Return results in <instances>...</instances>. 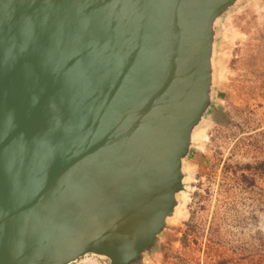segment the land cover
I'll use <instances>...</instances> for the list:
<instances>
[{
    "label": "water",
    "instance_id": "1",
    "mask_svg": "<svg viewBox=\"0 0 264 264\" xmlns=\"http://www.w3.org/2000/svg\"><path fill=\"white\" fill-rule=\"evenodd\" d=\"M220 1L0 0V264H122L149 244Z\"/></svg>",
    "mask_w": 264,
    "mask_h": 264
},
{
    "label": "rangeland",
    "instance_id": "2",
    "mask_svg": "<svg viewBox=\"0 0 264 264\" xmlns=\"http://www.w3.org/2000/svg\"><path fill=\"white\" fill-rule=\"evenodd\" d=\"M210 18L198 137L179 161L177 212L122 264H264V0H221ZM78 264H115L88 255Z\"/></svg>",
    "mask_w": 264,
    "mask_h": 264
},
{
    "label": "bare ground",
    "instance_id": "3",
    "mask_svg": "<svg viewBox=\"0 0 264 264\" xmlns=\"http://www.w3.org/2000/svg\"><path fill=\"white\" fill-rule=\"evenodd\" d=\"M204 62H205V64L203 63V66L205 68L204 70L207 71L206 73H207V76L209 77V73H211L213 71L212 64L206 58H205V61ZM205 71H204V74H205ZM203 91L206 92L205 88L203 89ZM195 123H192V122L191 123H188L187 126H186V128L182 132L183 139L186 142L187 141L188 142H191V141L195 140L198 137V134L195 133V129H194ZM174 195H175V193H174ZM177 205H178V203L174 199L172 201V203H170L168 205V207L164 211L161 212V214L158 217L159 220L165 222L169 217H173L174 214H175V212H177ZM88 255H93V254H88ZM88 255H85L84 257H87Z\"/></svg>",
    "mask_w": 264,
    "mask_h": 264
},
{
    "label": "built area",
    "instance_id": "4",
    "mask_svg": "<svg viewBox=\"0 0 264 264\" xmlns=\"http://www.w3.org/2000/svg\"><path fill=\"white\" fill-rule=\"evenodd\" d=\"M77 262H78V261H76V262H73V263H71V264H78Z\"/></svg>",
    "mask_w": 264,
    "mask_h": 264
}]
</instances>
